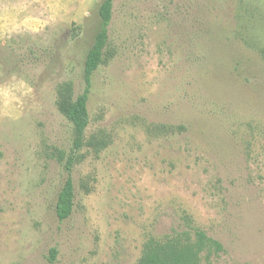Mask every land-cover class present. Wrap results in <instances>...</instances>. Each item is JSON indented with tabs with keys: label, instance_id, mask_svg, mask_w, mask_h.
<instances>
[{
	"label": "rangeland",
	"instance_id": "obj_1",
	"mask_svg": "<svg viewBox=\"0 0 264 264\" xmlns=\"http://www.w3.org/2000/svg\"><path fill=\"white\" fill-rule=\"evenodd\" d=\"M104 0H0V264H138L195 228L264 264V0H112L72 214L55 204ZM56 249L50 260V250Z\"/></svg>",
	"mask_w": 264,
	"mask_h": 264
},
{
	"label": "trees",
	"instance_id": "obj_2",
	"mask_svg": "<svg viewBox=\"0 0 264 264\" xmlns=\"http://www.w3.org/2000/svg\"><path fill=\"white\" fill-rule=\"evenodd\" d=\"M99 29L94 36V41L88 49L83 68V89L73 97V89L70 85L59 88L58 109L60 113L72 124L73 144L68 155L58 151L57 158L64 160V169L67 177L58 192L55 204L57 218L65 220L70 217L74 207L75 189L71 172L74 165L80 159L79 151L85 145L100 151L106 146L103 139L91 136L86 140L85 130L89 124L88 98L91 87V79L99 65L104 62L105 50L108 44V26L112 18V0H104L99 6ZM194 241H190L187 235L176 234L165 237L159 241L150 238L145 244L138 264H212L208 259L201 261L200 253L205 249H213L215 252L222 249L217 240L207 237L201 229L195 228ZM56 249L50 250V260L55 258Z\"/></svg>",
	"mask_w": 264,
	"mask_h": 264
}]
</instances>
